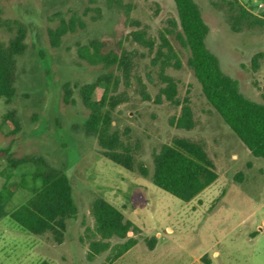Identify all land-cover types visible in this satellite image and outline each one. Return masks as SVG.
<instances>
[{
  "label": "rangeland",
  "instance_id": "rangeland-1",
  "mask_svg": "<svg viewBox=\"0 0 264 264\" xmlns=\"http://www.w3.org/2000/svg\"><path fill=\"white\" fill-rule=\"evenodd\" d=\"M194 1L210 27L206 44L224 73L239 82L248 99L264 104V57L253 64L256 55L264 54V26L233 27L222 0ZM239 2L264 19V7H259L263 0ZM0 13L28 29L26 51L17 57L16 96L10 103L0 99V126L3 115L14 111L21 131L10 135L8 126L0 127V149L10 147L15 157L40 155L64 169L79 210L77 218L68 221L61 243L51 234L26 232L9 216L0 218V264H101L128 238L135 239L137 247L118 264H130L138 257L145 259L137 264H264V160L251 154L209 104L188 66L189 50L170 37L182 68H170L167 74L176 80L179 98L190 99L194 116L191 130L173 125L181 107L165 98L158 102L162 83L151 66L154 54L132 38L133 32L145 31L148 38L158 40L170 20L177 19L174 0H0ZM72 18L80 19L84 27L77 23L58 47L52 46L49 31ZM11 36L0 30V39L8 41ZM94 39L134 55L130 86L121 84L118 90L126 102L116 109L113 122L132 150L134 172L103 157L97 138L83 128L89 110L76 86L95 81L104 70L81 60L77 49ZM68 83L74 89L75 102L70 104L63 91ZM104 89L103 84L93 99L99 100ZM175 138L204 145L218 172V179L187 203L151 180L154 156ZM140 166L148 176L139 171ZM5 170L0 160V172ZM3 182L0 174V188ZM9 188L14 192L9 210L30 196L18 178ZM97 198L121 210L134 228L127 239L113 238V249L89 261L87 229L94 228L91 207ZM153 238L155 247L150 250Z\"/></svg>",
  "mask_w": 264,
  "mask_h": 264
},
{
  "label": "trees",
  "instance_id": "trees-1",
  "mask_svg": "<svg viewBox=\"0 0 264 264\" xmlns=\"http://www.w3.org/2000/svg\"><path fill=\"white\" fill-rule=\"evenodd\" d=\"M174 2L177 19L170 20V26L160 32L158 40L148 38L145 31L132 33L136 43L154 54L151 66L156 69L162 83L157 95L158 102L165 98L172 105L181 107L180 115L172 119V124L177 128L191 130L194 127L190 99L179 98L177 82L167 74L170 68H182L180 56L170 39L175 37L189 50L188 66L209 104L251 154L264 160V104L248 99L241 92L239 82L222 70L219 58L206 44L210 27L198 4L194 0ZM222 2L228 8L233 27L241 23L250 27L264 26V19L253 16L239 0ZM77 23L84 27L80 19L72 18L68 22L63 20L56 29L50 30L52 46L58 47L67 33L76 30ZM0 30L12 35L8 41L0 39V99L10 103L16 96L17 57L26 51L28 29L24 23L4 18L0 13ZM77 54L89 65L101 66L104 70L95 81L76 86L83 105L89 110L83 128L87 134L97 138L103 157L134 172L137 166L132 150L125 145L120 132L113 125L116 109L126 102V96L118 93V90L121 84L130 86L134 55L126 50L118 52L110 48L107 41L99 39L79 45ZM261 57L264 54L254 57V66ZM103 84L105 89L101 98L94 100L95 91ZM63 91L64 101L68 104L74 103V89L71 84H65ZM142 93L148 100L149 96L143 90ZM5 125L10 128V135L21 131L14 111L3 115L0 127ZM0 160L6 164V170L0 172L4 178L0 188V218L9 216L26 232L36 236L51 234L57 243H61L67 232L68 221L76 219L79 212L67 172L52 166L40 155L15 157L10 147L0 149ZM138 169L144 176L149 175L146 168L140 166ZM15 178L19 179V186L27 190L30 196L26 202L9 210L14 196L9 183ZM217 179L216 165L200 143L175 138L171 144L162 146L160 152L154 156L152 183L183 202L195 199ZM91 211L95 224L93 230L87 229V238L90 240L87 254L89 261L113 249V238L127 239L128 233L134 228V224L126 219L121 210L103 198L93 201ZM155 242L156 238H153L149 243L150 250L154 249ZM135 245L136 240L128 238L117 247L115 255L101 264H112Z\"/></svg>",
  "mask_w": 264,
  "mask_h": 264
},
{
  "label": "crops",
  "instance_id": "crops-1",
  "mask_svg": "<svg viewBox=\"0 0 264 264\" xmlns=\"http://www.w3.org/2000/svg\"><path fill=\"white\" fill-rule=\"evenodd\" d=\"M137 246H134L133 248H131L129 251H127L124 255H122L121 257H119V259H116L112 264H118L120 261H125V258L127 255L131 254L133 252L134 249H136ZM142 259H145L143 257H138V258H132L130 261V264H137V261H140ZM127 264V263H126Z\"/></svg>",
  "mask_w": 264,
  "mask_h": 264
},
{
  "label": "built area",
  "instance_id": "built-area-1",
  "mask_svg": "<svg viewBox=\"0 0 264 264\" xmlns=\"http://www.w3.org/2000/svg\"><path fill=\"white\" fill-rule=\"evenodd\" d=\"M259 7H264V4H263V3H261V4L259 5Z\"/></svg>",
  "mask_w": 264,
  "mask_h": 264
}]
</instances>
